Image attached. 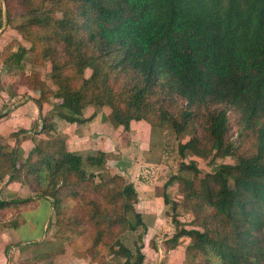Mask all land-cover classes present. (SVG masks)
Listing matches in <instances>:
<instances>
[{
  "label": "trees",
  "instance_id": "trees-1",
  "mask_svg": "<svg viewBox=\"0 0 264 264\" xmlns=\"http://www.w3.org/2000/svg\"><path fill=\"white\" fill-rule=\"evenodd\" d=\"M5 1L8 22L15 15L27 18L17 30L32 46L20 54L5 52L4 62L19 65L27 52L37 55L39 65L50 62L60 103L56 114L40 115L39 133L49 140L36 145L20 167L17 150H6L0 135V172L11 171L12 179L19 172L38 193L26 200L0 198V213L48 200L61 223L63 210L77 199L84 213L90 212L75 216L69 236L85 235L84 225L93 227L87 237L95 264H106V254L120 257L122 264H143L148 227L136 210L134 184L118 175L98 176L90 170L102 168L107 154L84 160L69 151L67 139L52 134L55 118L88 123L96 114L85 119L86 108L108 106L114 124L127 132L133 122L168 123L177 137L188 135L179 146L181 156L189 151L202 159L237 157L236 164L223 163L203 178L196 163L181 164L195 174L191 180L178 177L185 186L184 208L195 214L192 228L175 213L178 203L167 192L173 180L164 185V203L175 213L169 243L176 248L182 239L192 240L198 264H264V0ZM231 112L238 117L241 141L251 143L246 153L231 142ZM9 222L0 215L3 228H10ZM140 228L133 251L120 236Z\"/></svg>",
  "mask_w": 264,
  "mask_h": 264
},
{
  "label": "rangeland",
  "instance_id": "rangeland-1",
  "mask_svg": "<svg viewBox=\"0 0 264 264\" xmlns=\"http://www.w3.org/2000/svg\"><path fill=\"white\" fill-rule=\"evenodd\" d=\"M50 7L48 6V8ZM51 16L56 19L63 17L61 12H52ZM7 19L6 1L0 0V25H2L0 27V135L2 136V145L6 150L10 152L17 150V166L20 167L36 145L41 143L42 140H49L45 135L39 133L43 126V119L40 115L43 113V116L47 117L51 116V113L56 114L54 111L60 100L56 97L58 86L52 79L50 62L43 65L37 64V55L34 52H27L19 61V65H8L4 62L3 55L5 52L20 54L23 50H29L32 46L30 42L21 37L17 30L18 26L24 24L27 18L15 15L11 22H8ZM90 75L91 71L87 70L86 76ZM42 101L43 106L39 108L38 103L42 104ZM178 105L181 108L186 106L184 102H178ZM94 114H96V118L99 116V121L102 122V128L105 131L101 129L100 132H95L97 131L95 126L90 131L88 139L87 134L81 136L80 139L78 137H76L77 140L73 139L72 148L67 145L69 151L79 153L84 160L93 156L92 154L94 156L101 152L107 154L104 166L90 171L94 170L98 176L105 180L118 175L122 176L126 183H133L138 194V203L140 202L139 196L143 202L160 203L161 201V203H164V185L172 179L173 183L167 188V192L172 202L178 203L175 213L179 220L182 224L189 225V228H192L191 222L195 220V214L184 208L185 197L182 190L185 189V186L178 177L191 180L195 174L191 171L182 170L181 164L196 163L199 176L203 178L207 173L214 172L223 163L236 164L238 162L237 157L202 159L192 155L189 151L185 153V156H181L178 152L179 146L186 143L189 136L177 137L168 123L162 127H152L146 122H141L143 125L136 127L138 122H133L135 130L137 129L141 133L140 137L138 136L134 140V138L127 136V131L114 124L112 111L108 106L104 108L91 106L86 108L83 113L85 119ZM229 119L231 142L235 148L238 146L245 153L248 152L251 150V143L247 141L248 138L241 141L237 127V115L231 112L229 113ZM56 120L59 119L55 118L56 130L52 134L56 140L63 137L66 140L68 135L64 128L68 125H66V121L56 123ZM96 120L94 119L88 123H95ZM151 127L154 132L152 140L149 138ZM97 128H99L98 125ZM62 133H64V136L61 135ZM91 138H100L103 144L97 143L95 139L93 141ZM94 142L98 146L102 145L104 151L96 152ZM67 143H69V140ZM11 176L12 172L7 169L0 172V198L9 201L15 199L26 200L37 196L38 193H35L26 183L24 175L16 172L13 179ZM111 187H114V185H111ZM91 190L89 189L87 192L101 197L105 194H96ZM90 194L87 193V197L94 198ZM88 198L86 199L89 201ZM104 203L106 204V201ZM35 204V208L29 210L13 205L3 211L4 213H0V215L2 214L10 220L9 224L12 230H20L24 233L28 232L27 229L32 226V230L35 228V233L30 237H36V234L38 236L44 234L42 238H38L34 243L22 241L23 244L18 243L17 245L15 243L19 241L16 239L15 243L8 246L12 248L9 251L11 259L9 257V260L6 256V264H50V262L52 264H95L91 256L94 251L90 249L92 239L89 240L87 237H92L90 231L93 230V227L90 225L81 227V232L85 230L86 236L84 234L69 236V229L74 225L71 224L72 220L76 219L77 216L78 218L83 215L86 216L90 210L88 209L85 212L87 214H85L83 210L86 208L80 205L76 199L71 209L63 210L65 212V214H62L64 218L59 223L58 212L52 209L50 201L38 200ZM91 207L94 209V206ZM19 208L20 210H17ZM75 210L81 211L79 215L74 213ZM150 210L148 213H140L144 222L151 228L149 222H147L148 217L153 228H157L156 223L160 224V228L157 231L158 233H155V237L153 234L151 235L154 231L148 234L150 236L149 246L143 252L153 255L154 252H161L162 261L154 264H167V260L172 259V257L182 261L184 256L188 258L187 264H198L199 259L194 258L190 250L193 246L192 240L183 239L184 241H181L176 248H172V243H169V239L176 232L175 225L172 222V216L175 214L172 205L160 206V211ZM129 218L135 224V216L131 214ZM44 226L45 230L43 232ZM0 228H3L1 224ZM142 231V228L138 229L137 232L126 231L120 236V240L134 251L136 250L135 244L139 241L138 235ZM146 235L147 233L144 238H146ZM72 238H77V240L74 242ZM139 245L142 246L140 243ZM151 254L149 256L152 257ZM152 260H154L153 257ZM123 261L115 255H105L106 264H122Z\"/></svg>",
  "mask_w": 264,
  "mask_h": 264
},
{
  "label": "crops",
  "instance_id": "crops-1",
  "mask_svg": "<svg viewBox=\"0 0 264 264\" xmlns=\"http://www.w3.org/2000/svg\"><path fill=\"white\" fill-rule=\"evenodd\" d=\"M96 119H97L95 121L96 124L94 122H92L91 124L90 123L70 124L68 122H65L66 125H68L64 129L67 131V135L68 136H66V139H67V142L69 140L68 146L70 148H72L71 146H73L72 145L73 139L77 140L76 137H78L80 139L81 136H84V135L87 134V139H88L89 134H90V131H92V129H94L95 126H96V129H97V131H95V132H100L101 129H102V131H105V129L102 128V122L99 121L100 120L99 116ZM60 121H62V120H56V123H59ZM97 125H98L99 128H97ZM138 125H143V124L141 122H138V124H136V127H139ZM63 126H64V124H63ZM153 133H154L153 132V128L151 127L149 129V138H150V140H152L154 138V134ZM126 134H127V136H130V138H134V140L138 136L140 137V135H141L140 131L137 130V129L135 130V128H134L133 125L131 126L130 131H128ZM61 135L64 136V133H62ZM91 139L93 141L95 139V141L97 143H102L103 144V142H102V140L100 138L99 139H97V138H91ZM94 145H95V147L97 149L96 152L103 150L102 149L103 148L102 145H99L98 146L95 142H94ZM77 154H79V153H77ZM92 155H94V154H92ZM139 200H140V202L137 205V211L139 213H143V212L148 213L149 211H151L150 209H153L154 211H160L159 210L160 206L161 207L165 206V203H161V201H160V203L153 202V201H150V203H148L147 201H144L143 202L141 200V197L140 196H139ZM154 203L157 204V205H155ZM147 222H149L151 228H149V226H147L148 227V232H147L146 238H144V251L149 246V237L150 236L148 234L151 231H154L153 233H151V235L153 234L154 237H155V233H158L157 231L160 228V224L159 223H156L157 228L156 227L153 228L152 223H151V221H149V218L148 217H147ZM27 230H28V232L22 233V232H20V230H16L15 231V230H12L11 228H0V264H6L7 263L6 249L12 243H15L16 242V239L19 242H16L15 244H18V243L23 244L22 241H26L27 243H34L35 240H37L38 238H42L44 236V234L42 236H38L36 234V237L33 236V238H35V239H33L30 236H32L35 233V228H33V230H32V226H31V228H28ZM44 230H45V226L43 228V232H44ZM181 241H184V240L182 239ZM152 243H153V241H152ZM30 247H32V246L30 245ZM150 254L151 253H149V254H146L145 253L146 256H145V260H144V263L143 264H154L156 262H159V261L161 262L162 261L161 260V257H160L161 256L160 255L161 252H154V255L151 254L154 260H152V257L149 256ZM187 263H188V258H186V256H184V259H182V261H178L176 259V257H172V259L170 258V259L167 260V264H187Z\"/></svg>",
  "mask_w": 264,
  "mask_h": 264
}]
</instances>
